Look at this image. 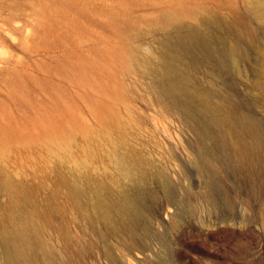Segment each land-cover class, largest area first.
Segmentation results:
<instances>
[{
  "label": "rangeland",
  "instance_id": "374dc122",
  "mask_svg": "<svg viewBox=\"0 0 264 264\" xmlns=\"http://www.w3.org/2000/svg\"><path fill=\"white\" fill-rule=\"evenodd\" d=\"M25 226L29 264H264V0H0V264Z\"/></svg>",
  "mask_w": 264,
  "mask_h": 264
},
{
  "label": "bare ground",
  "instance_id": "6f19581e",
  "mask_svg": "<svg viewBox=\"0 0 264 264\" xmlns=\"http://www.w3.org/2000/svg\"><path fill=\"white\" fill-rule=\"evenodd\" d=\"M249 2L251 4V1ZM168 82L169 80L167 83ZM170 88L172 90L177 89V85L171 84ZM203 101L204 100L201 99L202 103ZM213 108L218 113L220 121L218 124L219 135L214 136V139L219 140V144L222 147L228 148V151L231 152V154H234L239 145L243 143L246 145L245 151H247V148H250L251 150L254 146V142L251 141L246 144L244 140L245 135L242 133L241 129L247 128V117H235L234 114L231 113L222 103H217ZM221 126H225V128L221 129ZM248 127L250 129L254 128L253 125H249ZM209 184L212 185V181H209ZM115 207L118 210H106L105 217L107 219L115 216L121 217L131 233H134L138 229L140 222H147L149 219L145 210H142V207L136 201V197L134 196H126L119 199L116 202ZM30 229L31 228L25 226L24 229L20 228L16 230V233H11L6 229L4 230L2 250L3 260L6 264H20L21 261H24L25 264L30 263L27 249L34 241L33 236L31 235L32 229ZM159 237L162 238V236Z\"/></svg>",
  "mask_w": 264,
  "mask_h": 264
}]
</instances>
